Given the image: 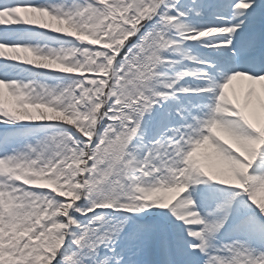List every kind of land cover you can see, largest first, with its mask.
I'll list each match as a JSON object with an SVG mask.
<instances>
[{
    "label": "snow or ice",
    "instance_id": "obj_1",
    "mask_svg": "<svg viewBox=\"0 0 264 264\" xmlns=\"http://www.w3.org/2000/svg\"><path fill=\"white\" fill-rule=\"evenodd\" d=\"M0 264H264V0H0Z\"/></svg>",
    "mask_w": 264,
    "mask_h": 264
}]
</instances>
